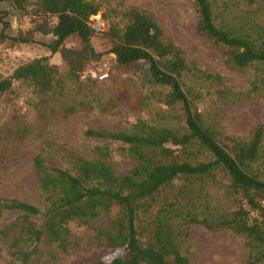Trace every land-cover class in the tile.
<instances>
[{"label":"trees","instance_id":"1","mask_svg":"<svg viewBox=\"0 0 264 264\" xmlns=\"http://www.w3.org/2000/svg\"><path fill=\"white\" fill-rule=\"evenodd\" d=\"M194 2L198 31L224 49L225 61L232 68H255L251 92L262 90L264 0ZM1 3L27 12L32 27L11 35L9 12L0 8V39L36 43V33L51 35L53 39L43 44L52 53H61L63 65L51 64L48 56L20 64L10 76L0 78V97L12 94L16 82H27L32 87V104L41 108L69 90L65 79L70 78L72 84L77 83L79 92L66 107L68 114L80 106L92 109L95 101L100 112L117 114L113 100L103 101L92 91L97 88V79H81L104 55L93 44V36L100 28L94 26L91 17L106 6L107 0H0ZM122 17L124 26L113 24L107 32L112 41L108 52L120 67H138L149 84L167 90L162 101L177 113V121L153 125L142 118L130 131L88 128L86 137L119 143L124 152L136 158L137 165L123 175L107 162L112 156L108 144L97 145L94 157L64 149L70 166L67 169L49 165L38 154L34 167L47 195V205L38 207L0 197V218L7 211L20 213L18 220L0 231L4 238H10L15 264H33L32 257L46 242L66 252L73 225L78 221L92 229L107 247L118 249L117 254L89 264H190L180 244V237L184 231L187 233L177 228V220L185 227L200 223L209 229L241 234L249 246L244 264H264V125L257 126L249 138L221 132L207 121L197 104L198 96L185 84L187 78L210 82L219 80L220 75L187 60L184 51L165 37L150 13L130 7ZM72 37H77L80 44L68 45ZM219 171L228 178L227 192L238 197V205L229 211L215 209L197 214L185 196L202 187L205 180L217 181ZM177 180H183L184 185L173 190ZM206 207L210 209L209 204ZM2 251L0 245V257Z\"/></svg>","mask_w":264,"mask_h":264},{"label":"rangeland","instance_id":"2","mask_svg":"<svg viewBox=\"0 0 264 264\" xmlns=\"http://www.w3.org/2000/svg\"><path fill=\"white\" fill-rule=\"evenodd\" d=\"M130 7H139L153 15L165 37L184 51L187 60L209 73L220 75L217 81L185 80L186 86L198 96L197 104L207 121L224 134L239 138H249L257 126L264 125V88L251 92L257 70L240 71L226 63L224 49L198 31L194 0H107L106 6L91 17L94 26L100 28L93 36V44L104 55L82 74L81 79H97V88L92 90L96 93H92L103 101L113 100L117 114L100 112L97 101L93 102L92 109L80 106L75 113L68 114L65 109L79 92L77 83L72 84L70 78L65 79L69 90L41 108L32 104V87L27 82H16L12 94L0 97V197L19 199L38 207L47 205V195L41 189L40 176L34 167L38 154H42L49 165L67 169L70 166L64 149L94 157L97 145L108 144L112 156L107 162L117 174L123 175L137 165L136 158L124 152L121 144L86 137L88 128L130 131L142 118L153 125L177 121V113L162 101L167 90L149 84L144 71L138 67H120L114 55L108 52L112 41L107 32L113 24L124 26L122 12ZM0 8L9 12L11 35L31 29V17L27 12H19L8 3H1ZM35 38L38 42L22 44L0 39V78L10 76L20 64L38 57L48 56L51 64L63 65L61 53H52L43 44L53 39L51 35L36 33ZM67 44L77 46L80 40L72 37ZM104 74L107 76L101 78ZM216 180H205L203 184L197 180L196 184L203 186L195 188L196 185L185 196L197 214L215 209L229 211L238 205V197L227 192L226 175L219 171ZM183 185V180H177L172 189ZM19 216L18 211L5 212L0 218V231ZM175 223L177 228L186 230L187 235L184 231L180 244L190 264H244L246 261L249 246L241 234L228 229H209L200 223L186 227L180 220ZM0 245L3 248L0 264H15L10 238L0 234ZM117 252L118 249L107 247L92 229L78 221L73 225L71 244L66 252L54 244L42 243L32 262L89 264Z\"/></svg>","mask_w":264,"mask_h":264},{"label":"built area","instance_id":"3","mask_svg":"<svg viewBox=\"0 0 264 264\" xmlns=\"http://www.w3.org/2000/svg\"><path fill=\"white\" fill-rule=\"evenodd\" d=\"M107 76V74L101 75V78H105Z\"/></svg>","mask_w":264,"mask_h":264}]
</instances>
